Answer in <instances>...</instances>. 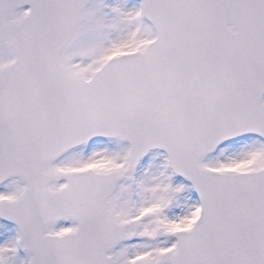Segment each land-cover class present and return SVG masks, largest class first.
<instances>
[{"label":"snow or ice","instance_id":"6c2138e0","mask_svg":"<svg viewBox=\"0 0 264 264\" xmlns=\"http://www.w3.org/2000/svg\"><path fill=\"white\" fill-rule=\"evenodd\" d=\"M0 264H264V0H0Z\"/></svg>","mask_w":264,"mask_h":264}]
</instances>
